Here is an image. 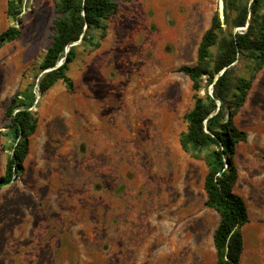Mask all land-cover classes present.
Segmentation results:
<instances>
[{
	"label": "rangeland",
	"instance_id": "374dc122",
	"mask_svg": "<svg viewBox=\"0 0 264 264\" xmlns=\"http://www.w3.org/2000/svg\"><path fill=\"white\" fill-rule=\"evenodd\" d=\"M9 1L0 34L17 24ZM115 1L101 47L77 44L72 88L38 96L21 175L0 189V264H216L207 168L180 146L195 101L181 68L196 65L223 0ZM57 17L54 0H25L20 37L0 49V179L7 108L39 72ZM235 65L248 77L244 58ZM235 125L248 135L234 157L250 215L241 264H264V69Z\"/></svg>",
	"mask_w": 264,
	"mask_h": 264
},
{
	"label": "trees",
	"instance_id": "16d2710c",
	"mask_svg": "<svg viewBox=\"0 0 264 264\" xmlns=\"http://www.w3.org/2000/svg\"><path fill=\"white\" fill-rule=\"evenodd\" d=\"M25 0H10L7 15L15 23L0 34V49L21 35ZM57 19L54 37L34 81L19 90L7 108L9 125L4 133L10 155L0 189L21 175L30 139L36 134L39 117L34 108L60 81L72 88L68 77L78 57L80 43L98 50L107 35L108 20L118 11L115 0H54ZM248 25L246 31L243 29ZM69 48V50H68ZM248 63V77H239L236 62ZM63 61L61 66L59 63ZM264 69V0H223V14L216 12L202 37L195 66H184L192 83L194 105L185 116L187 130L180 136L182 151L206 165V206L220 217L214 232L216 264H241L244 252L242 229L250 222L244 199L234 191L238 182L236 148L246 142L247 133L235 125V117L247 101L256 75ZM48 71V72H46ZM45 72V73H44ZM212 87V94L210 88ZM205 90L204 95L201 92Z\"/></svg>",
	"mask_w": 264,
	"mask_h": 264
},
{
	"label": "water",
	"instance_id": "95a60500",
	"mask_svg": "<svg viewBox=\"0 0 264 264\" xmlns=\"http://www.w3.org/2000/svg\"><path fill=\"white\" fill-rule=\"evenodd\" d=\"M247 28H248V25L245 27V28H243V29H239V30H244V31H246L247 30ZM81 41H79L78 43H80ZM78 43H76V44H74V45H77ZM68 50H69V48H68ZM63 64V61H61L60 63H59V65L58 66H61ZM46 72H48V71H46ZM45 73V72H44ZM210 94H212V87L210 88ZM14 181H16V177H14V179H13V181L12 182H14Z\"/></svg>",
	"mask_w": 264,
	"mask_h": 264
}]
</instances>
